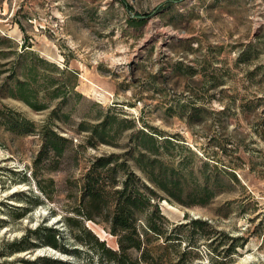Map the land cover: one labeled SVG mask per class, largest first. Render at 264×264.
I'll return each mask as SVG.
<instances>
[{"label":"rangeland","instance_id":"obj_1","mask_svg":"<svg viewBox=\"0 0 264 264\" xmlns=\"http://www.w3.org/2000/svg\"><path fill=\"white\" fill-rule=\"evenodd\" d=\"M187 101L208 110L201 121L169 111ZM0 109V264H46L43 257L82 264L83 251L67 256L34 232L57 228L62 244L79 247L66 217L83 174L148 126L184 147L174 162L187 161L194 183L209 176L217 185L206 206L160 202L167 235L192 220L208 224L181 233L197 247L187 264H264V0H0ZM9 110L70 140L58 171L39 173L55 181L50 197L34 177L41 138L8 130ZM106 118L114 143L89 145L88 130ZM83 224L118 249L106 225Z\"/></svg>","mask_w":264,"mask_h":264},{"label":"trees","instance_id":"obj_2","mask_svg":"<svg viewBox=\"0 0 264 264\" xmlns=\"http://www.w3.org/2000/svg\"><path fill=\"white\" fill-rule=\"evenodd\" d=\"M189 70L184 75L191 76ZM16 84L24 89L29 85V81H18ZM54 95L57 97L58 94ZM20 98L36 110L45 109V106L30 102L26 94ZM169 111L185 117L189 123L201 121L200 117H204L208 112L205 107L197 106L191 101L182 104L177 102L169 107ZM6 117L8 130L13 133L21 136H40L42 145L34 160V177L40 189L50 197V190L53 189L55 181L52 177L42 179L39 173L44 171L45 175L58 171L60 160L70 148V140L48 125L41 126L38 131L34 122L19 113H12L11 110ZM112 127L114 126L110 118L94 124L89 130L84 122L80 124L81 131L90 132L88 143L91 146L94 145L92 140L113 144L114 141L110 138ZM148 127H145L147 131L135 130L129 136L124 152L96 157L83 174L79 203L72 211L74 215L66 217L73 231V239L79 247L70 249L73 245L62 244L65 238L59 229L40 225L34 233L43 244L67 256L77 257L78 251H83L87 259L82 264H187V256L197 247L194 240L181 233L190 227L204 231L208 224L202 220H192L177 226L174 229L176 234L167 235L164 230L166 219L162 214L160 202L166 198L187 207L206 206L215 197L217 185L209 176L204 177L202 184L194 183L191 178L193 172H188L186 167L187 161L183 159L178 165L174 162L175 152L184 147L173 139H161L165 135ZM132 128L135 127H128ZM125 130V126H122L118 132L121 134ZM43 182L47 186H43ZM89 221L106 225L110 234L117 238L118 249L109 247L106 241L100 240L83 224ZM161 240L165 244H155ZM217 240L218 238L213 240L212 246ZM183 242L187 243L185 250L180 257L173 258L170 249ZM27 249L20 244L15 251L23 252ZM232 249L230 247L224 250L225 257L234 254L235 250ZM214 251L217 249L214 248ZM42 260H45L46 264H75L58 258L43 257Z\"/></svg>","mask_w":264,"mask_h":264},{"label":"bare ground","instance_id":"obj_3","mask_svg":"<svg viewBox=\"0 0 264 264\" xmlns=\"http://www.w3.org/2000/svg\"><path fill=\"white\" fill-rule=\"evenodd\" d=\"M165 204V203H164ZM95 230V229H94ZM107 237V236H106ZM102 238V237H101ZM103 240H105V239H103Z\"/></svg>","mask_w":264,"mask_h":264}]
</instances>
